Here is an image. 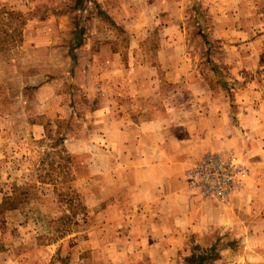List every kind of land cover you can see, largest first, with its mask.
<instances>
[{"label": "rangeland", "instance_id": "rangeland-1", "mask_svg": "<svg viewBox=\"0 0 264 264\" xmlns=\"http://www.w3.org/2000/svg\"><path fill=\"white\" fill-rule=\"evenodd\" d=\"M232 1L236 4L231 13L235 31L229 40L225 27L230 18L226 14L218 22L210 11L219 0H185L181 20V30L191 40L188 52L196 75L213 90L222 91L227 102L235 98L234 90L264 80V0ZM102 5L101 0H0V51H16L0 58V264H193L190 260L196 257L203 258L202 264H261L258 258L264 255L241 253L247 243L241 230L217 231L201 245L190 241L179 253L165 255L162 262L113 252L109 244L113 239L99 218L104 208L101 174L92 172L93 166L102 165V144L88 139L98 129L93 114L101 104L97 95L106 97L109 92L96 90L103 79L96 70L92 73L86 50L97 51L101 41L112 42L107 48L121 56L138 50L131 44L133 34ZM59 15L63 17L61 30L38 29L41 22L55 25ZM216 24L225 36L212 35ZM23 35L31 41L48 38V44L35 47L45 56L22 51ZM157 35V30H148L149 42L141 48L147 65L156 52ZM71 38L77 39V47L71 45ZM245 54L257 57L256 71L246 72L238 62L234 64L237 73L230 76L229 56ZM121 64L127 68L125 59ZM43 67L45 76L40 75ZM121 80L109 74L105 83L117 85ZM180 85L156 79L159 93L154 100L160 102L165 90ZM241 157L248 177L233 193L244 191L251 176L249 156L246 162ZM229 200L213 201L226 205ZM257 231L264 233L252 228L248 242L264 248Z\"/></svg>", "mask_w": 264, "mask_h": 264}, {"label": "crops", "instance_id": "crops-1", "mask_svg": "<svg viewBox=\"0 0 264 264\" xmlns=\"http://www.w3.org/2000/svg\"><path fill=\"white\" fill-rule=\"evenodd\" d=\"M101 2L102 10L133 34L131 44L138 50L121 56L107 48L113 43L106 41L97 44L95 52L86 50L92 59V73L96 70L103 79L101 88L96 90L109 92L106 97L97 95L101 104L93 114L98 129L91 131L88 139L102 144V165L93 166L92 172L101 174L99 188L104 208L99 218L103 230L113 239L109 243L113 252L137 255L139 260L147 262H162L167 255L179 253L190 241L201 245L205 237L217 231L241 230L245 231L243 237L247 241L241 253L264 255L262 246L248 242L249 230H264V177H259L264 175L261 164L264 80L260 84L258 80L250 81L234 90L235 98L227 102L221 96L222 91L213 90L196 75L193 56L188 52L191 40L181 30L185 0ZM234 10L236 4L232 0H219L210 8L218 22L226 14L230 18L231 23L225 27L230 32L225 37L227 40L235 31L231 19ZM62 18L59 15L55 25L38 23V29L61 30ZM148 30L159 33L154 41L157 49L153 64L149 65L141 50L149 42ZM211 33L214 37L226 34L217 24ZM47 41L50 42L46 37L31 41L23 35L20 47L32 55L45 56V52L35 47L46 45ZM71 45L77 47V39L71 38ZM10 51H0V58L16 52ZM122 58L128 63L127 68L121 64ZM41 59L45 61L44 57ZM229 62L233 68H229L228 74L232 76L237 73L234 64L238 62L246 72L254 73L258 59L249 54L231 55ZM143 63L148 67L142 66ZM109 74L122 80L117 85H108L105 79ZM40 75H46L45 67ZM160 77L167 84L181 82L182 85L165 90L164 99L157 102L154 98L159 92L155 81ZM207 152L234 153L242 156L244 162L249 156L251 176L246 188L230 195L226 205L203 200L186 186L185 171ZM87 170L90 173L91 169ZM257 235V239L264 240L262 231ZM258 261L264 264L263 257Z\"/></svg>", "mask_w": 264, "mask_h": 264}, {"label": "built area", "instance_id": "built-area-1", "mask_svg": "<svg viewBox=\"0 0 264 264\" xmlns=\"http://www.w3.org/2000/svg\"><path fill=\"white\" fill-rule=\"evenodd\" d=\"M248 177L242 160L234 155L207 152L185 171L187 188L204 200L224 202Z\"/></svg>", "mask_w": 264, "mask_h": 264}, {"label": "trees", "instance_id": "trees-1", "mask_svg": "<svg viewBox=\"0 0 264 264\" xmlns=\"http://www.w3.org/2000/svg\"><path fill=\"white\" fill-rule=\"evenodd\" d=\"M203 258H197L196 259H191L190 262L193 264H202Z\"/></svg>", "mask_w": 264, "mask_h": 264}]
</instances>
